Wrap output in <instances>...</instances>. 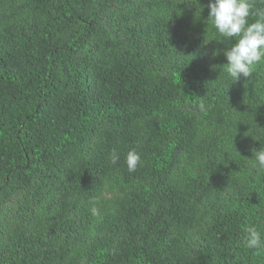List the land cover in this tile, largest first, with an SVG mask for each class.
I'll use <instances>...</instances> for the list:
<instances>
[{"label":"trees","instance_id":"obj_1","mask_svg":"<svg viewBox=\"0 0 264 264\" xmlns=\"http://www.w3.org/2000/svg\"><path fill=\"white\" fill-rule=\"evenodd\" d=\"M208 3L0 0V264H264V62Z\"/></svg>","mask_w":264,"mask_h":264},{"label":"clouds","instance_id":"obj_2","mask_svg":"<svg viewBox=\"0 0 264 264\" xmlns=\"http://www.w3.org/2000/svg\"><path fill=\"white\" fill-rule=\"evenodd\" d=\"M208 19L216 32L222 38L234 43L223 50L227 63L222 66L235 81L241 77L248 78L255 65L264 62V12L259 18L249 23L251 5L249 0H209L207 5ZM219 52L214 51L213 57ZM261 169H264V147L252 150V158ZM119 155L113 150L110 162L117 163ZM141 157L136 150H130L126 156V165L130 172L135 171ZM96 214L97 209H91ZM245 244L249 249H260L262 240L255 227L247 229Z\"/></svg>","mask_w":264,"mask_h":264}]
</instances>
